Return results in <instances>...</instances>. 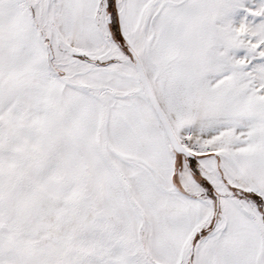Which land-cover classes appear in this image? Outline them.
<instances>
[{"label": "snow or ice", "instance_id": "6c2138e0", "mask_svg": "<svg viewBox=\"0 0 264 264\" xmlns=\"http://www.w3.org/2000/svg\"><path fill=\"white\" fill-rule=\"evenodd\" d=\"M0 264H264V0H0Z\"/></svg>", "mask_w": 264, "mask_h": 264}]
</instances>
